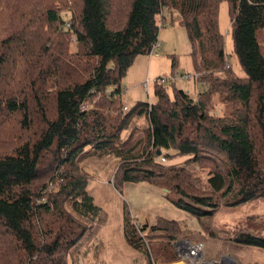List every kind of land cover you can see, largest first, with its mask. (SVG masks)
<instances>
[{
	"label": "trees",
	"instance_id": "obj_1",
	"mask_svg": "<svg viewBox=\"0 0 264 264\" xmlns=\"http://www.w3.org/2000/svg\"><path fill=\"white\" fill-rule=\"evenodd\" d=\"M221 1L243 77L226 63ZM165 16L186 31L198 95L172 86L170 96L158 83L153 102L127 108L123 79L157 43ZM222 93L230 104L223 118L212 114ZM180 156L181 166L157 161ZM87 157L115 160L119 194L140 182L166 191L210 238L220 207L264 200V0H0V264H80L79 246L103 220ZM195 164L209 167L207 189L195 187ZM123 211V240L152 264ZM149 230L187 235L161 217ZM232 245L264 251V217Z\"/></svg>",
	"mask_w": 264,
	"mask_h": 264
},
{
	"label": "rangeland",
	"instance_id": "obj_2",
	"mask_svg": "<svg viewBox=\"0 0 264 264\" xmlns=\"http://www.w3.org/2000/svg\"><path fill=\"white\" fill-rule=\"evenodd\" d=\"M59 15L62 16L63 21H68L70 17L68 9L65 8L61 9ZM165 19L167 23L160 28L158 33L159 44L166 47H176V50L172 53L173 56H170V59L166 56L169 60L167 62L164 59V64L166 62L168 65L167 70L156 79L160 81L163 79V82L158 83L167 88L170 96H172L171 89L174 86L176 89L182 88L181 90L184 92H189L191 99L195 100L198 95L197 90L200 89L195 83V78H193L194 66L189 55H186V53L180 54L176 46L178 45V36L170 31L173 27L179 25L177 23L170 24L167 16H165ZM217 20L219 32L224 36V48L227 54L226 63L232 71L233 77H243L244 74L234 56V48H232L228 5L225 1L219 3ZM73 43L71 41L70 51L74 50ZM164 55L165 52L160 50V57ZM172 60L174 66L176 65L174 69L183 71V74L175 72V75H172ZM229 68L225 67L227 70ZM178 73L181 75L177 76ZM186 76L190 79H184ZM148 89L149 97L146 96L143 102L154 101L153 83H149ZM225 99L226 93L214 96L212 114L215 117L223 118L229 115L230 104ZM92 105L93 102H86L82 108L91 109ZM131 107L127 106V108ZM169 154L174 155L175 152L170 151ZM186 159V156L174 157L173 160L166 159L163 165L181 166ZM115 165V160L110 157H87L82 162V167L91 176L88 191L94 198L95 204L101 208L103 220L96 225L97 228L90 234L89 239L79 246L80 264H147L145 254L141 250L143 248L140 247V251L139 249H132L123 240L124 204L127 211H129L127 213L128 219H126L129 223H133L138 237L141 238V243L144 244L145 250L150 254L152 264L157 262L163 264H173L174 262L175 264H264L263 250L232 245L233 236L241 233L245 228H252L253 222H259L264 217V200L257 199L254 202L235 208L220 207L211 219L213 225L208 226L212 232L210 238L209 233L201 228L200 224L190 214L184 210L176 209L165 200L166 191L162 189L140 182L138 184L131 183L128 189L124 187V184L122 192L120 194L116 192L112 182ZM189 169L193 171V177L196 180V182L194 181L195 187L202 190L207 189L206 179L209 167H199L195 164ZM139 186H145L156 192V194H153L154 197H151L149 193L141 194L143 190H138ZM130 200L133 202L132 208L130 207V203L132 204ZM157 217L176 221L181 228L180 231L183 232L184 230L187 235L168 239L169 237L165 238L158 232L151 233L149 228L153 226ZM143 226H147V229L142 230ZM248 231L252 233L251 230ZM197 245L200 249L192 255L189 248ZM163 246L164 248L161 249ZM169 251L173 253L170 257Z\"/></svg>",
	"mask_w": 264,
	"mask_h": 264
},
{
	"label": "crops",
	"instance_id": "obj_3",
	"mask_svg": "<svg viewBox=\"0 0 264 264\" xmlns=\"http://www.w3.org/2000/svg\"><path fill=\"white\" fill-rule=\"evenodd\" d=\"M170 31L171 33L176 34L178 36V45L176 46L178 47L180 54L186 53V55L190 56L192 53V49L190 47L188 37L186 35V31L184 27L179 25L177 27H173ZM157 42H158V54L155 55V57L154 55H151V54L139 55L134 59L131 67L128 69L123 79L124 80L123 95H124L125 106H133L136 102L143 101L146 96L149 97V95H147L144 92V89L142 88V84L148 80L149 83L150 84L153 83V86H154L155 81L157 80L156 78L159 77L160 74L162 75L163 72L167 70L168 65L166 62L164 64V59L165 61L168 62L169 60L166 56H168L170 59V56H173L172 53L176 50V47L173 48V47H166L164 45H160L159 38ZM159 48H161L160 50H163L165 52V55L163 57H160ZM171 72H172V75H175V72L176 73L179 72L181 74L184 73L183 71H180L179 69H171ZM179 73L177 74V76L181 75ZM185 93H188L190 98H192L189 92L186 91ZM130 185L131 183H125L124 187L128 189ZM139 187H138L139 188L138 190H143L141 191V194L149 193L151 197H154L153 194H156V192L149 190V188L145 186H142V187L139 186ZM132 206H133V202L132 204L130 203L131 208Z\"/></svg>",
	"mask_w": 264,
	"mask_h": 264
},
{
	"label": "built area",
	"instance_id": "obj_4",
	"mask_svg": "<svg viewBox=\"0 0 264 264\" xmlns=\"http://www.w3.org/2000/svg\"><path fill=\"white\" fill-rule=\"evenodd\" d=\"M158 26H159V29L160 28H162L165 24H166V21H165V19L164 18H161V17H159L158 18ZM66 25L69 27V24L68 23H66ZM158 42L157 43H155V44H153V46H152V48H151V50H150V53L149 54H154V55H157L158 54ZM184 79H186V80H189L190 79V77H184ZM158 82H163V79H162V81H160V80H156L155 81V84H157ZM142 88L144 89V92L147 94V95H149L148 94V92H149V81L147 80V81H145L143 84H142ZM166 162V159L164 158V157H160L159 159H158V163L159 164H164ZM190 249V253H192V255L193 254H195V253H197L198 252V250L200 249V247L197 245V246H193V247H191V248H189Z\"/></svg>",
	"mask_w": 264,
	"mask_h": 264
},
{
	"label": "water",
	"instance_id": "obj_5",
	"mask_svg": "<svg viewBox=\"0 0 264 264\" xmlns=\"http://www.w3.org/2000/svg\"><path fill=\"white\" fill-rule=\"evenodd\" d=\"M157 154H159V152H157Z\"/></svg>",
	"mask_w": 264,
	"mask_h": 264
}]
</instances>
